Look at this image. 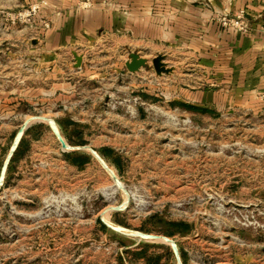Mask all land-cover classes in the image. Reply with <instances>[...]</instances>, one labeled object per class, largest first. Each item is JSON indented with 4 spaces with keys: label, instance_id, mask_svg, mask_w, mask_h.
Returning <instances> with one entry per match:
<instances>
[{
    "label": "rangeland",
    "instance_id": "obj_1",
    "mask_svg": "<svg viewBox=\"0 0 264 264\" xmlns=\"http://www.w3.org/2000/svg\"><path fill=\"white\" fill-rule=\"evenodd\" d=\"M97 53L64 70L61 105L0 100V171L30 121L0 181V264H178L103 221L169 238L181 264H264V113L184 108L124 50Z\"/></svg>",
    "mask_w": 264,
    "mask_h": 264
},
{
    "label": "crops",
    "instance_id": "obj_2",
    "mask_svg": "<svg viewBox=\"0 0 264 264\" xmlns=\"http://www.w3.org/2000/svg\"><path fill=\"white\" fill-rule=\"evenodd\" d=\"M31 1L0 0V13ZM80 1L48 0L41 14L50 28L41 39L36 25L11 26L0 15V100L43 108L57 94L61 105L75 89L64 70L80 73L88 57L122 49L123 62L130 51L149 65L155 54L164 55L171 72L144 74L167 81L175 104L264 113V0H86L89 5L78 6ZM238 10L249 20L246 32L222 28L213 19ZM74 54L81 57L79 67Z\"/></svg>",
    "mask_w": 264,
    "mask_h": 264
},
{
    "label": "water",
    "instance_id": "obj_3",
    "mask_svg": "<svg viewBox=\"0 0 264 264\" xmlns=\"http://www.w3.org/2000/svg\"><path fill=\"white\" fill-rule=\"evenodd\" d=\"M163 59H164V55L157 53L150 59V65H149L148 59H146L145 57H142L137 52L130 51L127 53V59L124 61V66L129 73L137 72L140 68H151L156 75L168 74L169 72L172 71V69L164 63ZM80 65H81V57L74 54V66L79 67ZM29 122L30 121L27 120L24 123H22L19 130L17 131V133L14 137V140L10 146L8 154L6 155L4 162L2 164V167H1L0 181L4 176V173H5L6 167L9 163L10 157H11L13 151L15 150V148L17 146V143H18V140H19L20 135L22 133V130L25 128V126ZM51 124H53V123L51 122ZM61 144H62V147H65L62 139H61ZM75 149H79V150L80 149H88L92 153V155L104 166V163L101 160L100 156L93 149L89 148L88 146H85V145L77 146ZM113 179H114V182L117 181L116 178L113 177ZM103 223L105 225H107L108 227L112 228L113 230H115V231H117L123 235H126V236L135 237V238L140 239V240L141 239H145V240L161 239V240H164L166 242H169L171 245V249L174 253V256L177 260V263L181 264L178 252L176 250V245L169 238L164 237V236H159V235H151V234H144L141 232L127 231L124 228H121L118 226H113V225H111L105 221H103Z\"/></svg>",
    "mask_w": 264,
    "mask_h": 264
},
{
    "label": "built area",
    "instance_id": "obj_4",
    "mask_svg": "<svg viewBox=\"0 0 264 264\" xmlns=\"http://www.w3.org/2000/svg\"><path fill=\"white\" fill-rule=\"evenodd\" d=\"M48 0H32L25 6L15 10H3L0 15L5 23L11 26L18 24H34L36 25L37 35L35 37L42 38L45 32L50 28V21L41 10L47 6ZM78 6L89 5V1H80ZM214 21L222 28H232L238 32H246L250 29L249 20L243 10H238L233 14L225 12L214 16Z\"/></svg>",
    "mask_w": 264,
    "mask_h": 264
},
{
    "label": "trees",
    "instance_id": "obj_5",
    "mask_svg": "<svg viewBox=\"0 0 264 264\" xmlns=\"http://www.w3.org/2000/svg\"><path fill=\"white\" fill-rule=\"evenodd\" d=\"M176 104L180 105V106H183V107H185L187 109H195V110H199V111H203V112L209 111L208 109H205V108H202V107H199V106H192V105H185V104H178V103H176ZM67 160L70 163H72V164H76V165H81L82 164V161H81V159L78 158V156H73L71 158H68ZM177 227H179L181 231H184V230H186L187 225L184 224V223H178ZM152 264H156V260H154Z\"/></svg>",
    "mask_w": 264,
    "mask_h": 264
}]
</instances>
